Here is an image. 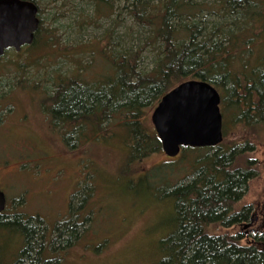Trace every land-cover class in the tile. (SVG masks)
I'll list each match as a JSON object with an SVG mask.
<instances>
[{"label":"trees","instance_id":"16d2710c","mask_svg":"<svg viewBox=\"0 0 264 264\" xmlns=\"http://www.w3.org/2000/svg\"><path fill=\"white\" fill-rule=\"evenodd\" d=\"M31 1L37 5L39 25L31 44L18 52L11 49L3 54L10 57L7 66L16 75L10 76L14 81L0 85L2 88L19 87L25 77H21L25 75L22 66L41 65L19 62L20 52H31L38 41L50 46L54 42L55 46L54 34L47 36L49 26L44 14L47 5L57 1ZM78 1L92 3L98 17L111 25L101 36L104 44L96 38L94 42L65 48L70 49L75 61L72 71H54L47 76L46 84H31L44 91L39 104L48 121L56 122L62 131L70 121L78 126L61 134L71 148L85 140L119 135L129 151L124 159L131 163L161 149L156 134L143 124V110L153 109L162 95L182 81L210 82L221 98L223 140L214 147L182 149L181 153L194 155L193 176L163 190L172 199L173 227L160 239L157 260L150 264H264V222L259 231L246 234V240L242 233L209 230L212 225L227 228L245 220L251 209L234 207L256 174L250 166L253 162H235L241 152L254 147L246 139L229 145H224V140L231 132L228 124L230 129L240 126L252 131L264 125V60L255 51L264 30V0ZM209 16L216 20L204 18ZM117 28L123 32L121 35L117 36ZM147 47L153 56L149 68L142 55ZM85 55L88 60L82 63ZM99 63L103 67L99 77L82 78L86 70ZM2 66L0 74L8 68ZM209 149L215 150L206 152ZM199 150L204 153H195ZM161 168L154 167L141 176L146 181L151 177L161 179ZM42 225V219L32 216L0 215V227L23 235V246L11 264H61L59 256L47 255L44 244L54 251L68 246L77 236L79 223L66 220L56 224L48 241Z\"/></svg>","mask_w":264,"mask_h":264},{"label":"rangeland","instance_id":"374dc122","mask_svg":"<svg viewBox=\"0 0 264 264\" xmlns=\"http://www.w3.org/2000/svg\"><path fill=\"white\" fill-rule=\"evenodd\" d=\"M56 1L47 5L44 14L49 32L53 31L52 34L47 32V36L54 34L57 39L55 46L52 45L54 42L50 46L38 41L39 44L31 52L25 49L17 55V60L25 65L41 64L36 67L22 66L25 75L21 77H25L20 84L37 82L43 85L47 82V76L54 71L63 74L72 71L75 61L70 49L75 43L87 44L96 38L101 40V44L105 43L101 36L111 24L104 17H98L92 3ZM204 18L216 20L213 16ZM128 22L125 21L126 24ZM121 33V29L117 28V36ZM260 34V43L255 45V51L261 54L262 61L264 30ZM66 47L70 49L65 50ZM150 50L147 47L142 53L143 62L148 68L153 57ZM9 58L3 55L0 66L8 67ZM87 58L88 55H85L80 61L86 63ZM8 68H4L0 74V85H4L7 80L14 81L10 76L16 75V72ZM102 72L101 64H95L82 74V78L95 80ZM6 89L0 86V119L5 123L4 131H0V159L1 151H7L14 157L22 148L19 152L20 166L24 170L37 172L36 177L20 174L12 179L15 185L23 183L32 187V190L22 201L8 200L7 212L15 211L24 217L42 219L46 241L53 237L56 224L66 220L77 221V236L68 246L54 251L44 244L47 255L59 256L61 264H150L157 260L160 239L173 227L170 224L172 199L163 190L192 178L194 155L191 157V153L186 155L180 152L178 156L169 158L159 149L140 160L127 163L125 159L129 151L119 135L93 142L85 140L71 148L62 140L61 129L56 131L49 128L52 123L56 127L57 123L49 122L40 109L43 90L28 87L6 92ZM152 110L151 107L143 110L142 121L155 133L150 121ZM240 128L230 129L228 124L231 132L226 136L224 145L244 139L249 141L253 150L241 152L235 163L244 165L246 160H251L253 163L250 166L256 174L248 181L234 209L250 206V210L264 214V125L255 127L254 131ZM241 145H237L238 150ZM214 150L206 152L212 153ZM195 153L203 154L204 151ZM157 166L162 167L159 175L163 178L151 177L146 181L141 176ZM20 190L12 189L11 196L19 194ZM209 230L221 234L242 233L243 240H246V234L251 233L242 225L227 228L212 225ZM22 246V233L0 227L1 264H11Z\"/></svg>","mask_w":264,"mask_h":264},{"label":"water","instance_id":"95a60500","mask_svg":"<svg viewBox=\"0 0 264 264\" xmlns=\"http://www.w3.org/2000/svg\"><path fill=\"white\" fill-rule=\"evenodd\" d=\"M31 0H0V57L32 43L39 25ZM220 94L210 82L182 81L161 96L150 115L163 153L173 158L184 147H214L223 140ZM0 190V211L5 208Z\"/></svg>","mask_w":264,"mask_h":264},{"label":"flooded vegetation","instance_id":"af4514ba","mask_svg":"<svg viewBox=\"0 0 264 264\" xmlns=\"http://www.w3.org/2000/svg\"><path fill=\"white\" fill-rule=\"evenodd\" d=\"M23 47L24 46H22L21 49ZM11 49L14 50L13 48H9L7 50H11ZM14 51H16V50H14ZM16 52H18V51H16ZM17 86H20V87H14L12 89H10L8 87L4 91L10 92L16 88L17 89L18 88H27L28 89V87L33 88V85H27L26 83H23V84L19 83V85H17ZM39 103H40V101H39ZM39 106H40V104H39ZM52 122H54V121H52ZM4 124L5 123H3V120L0 119V131H4V128H3ZM77 127L75 124L73 125L72 121H70L67 123V126L64 127V130L63 131L61 130V132H63V133L65 131L72 132V130L74 128L76 130ZM49 128L56 130V131H59L57 128L54 127L53 123L51 124V127H49ZM27 135H28V133H27ZM0 136H2L1 133H0ZM21 150H22V148L18 150V155L16 154V156H14V157L11 154L7 153V151H1L2 152V159H0V190L3 192L5 200H6L5 208L2 211H0L1 216L8 217V215L12 216L13 214L17 213L15 211L14 212L13 211L7 212L8 200L22 201L26 198L27 194L29 195L31 193V190H32V187L26 186V184H23V183L15 185L14 183H16V182L13 181L12 179H14V177H17V175H20V174H23V175L31 174L35 177L37 176V172H35V170H34V172H30V171L24 170L23 166H20L19 162H21V160H20L21 155L19 152ZM14 188L15 189L19 188L21 190L19 191V194L11 196V194H10L11 190ZM242 207L243 206H241L240 208H242ZM250 211L251 212H250L249 217L247 219L241 220L240 222H237V223H234L232 226L242 225L243 228H248V230H250L251 232L259 231L261 229V227L263 226L264 214L262 212H261V214H259L254 209H252ZM75 215H76V217L78 216L77 214H75ZM23 218H24V216H23ZM77 218H80L81 220L83 219L80 216H78ZM83 221H84V219H83ZM244 221H247V223L246 224L243 223Z\"/></svg>","mask_w":264,"mask_h":264}]
</instances>
